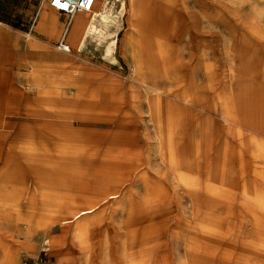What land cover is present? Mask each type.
I'll list each match as a JSON object with an SVG mask.
<instances>
[{
	"label": "rangeland",
	"instance_id": "374dc122",
	"mask_svg": "<svg viewBox=\"0 0 264 264\" xmlns=\"http://www.w3.org/2000/svg\"><path fill=\"white\" fill-rule=\"evenodd\" d=\"M30 1H24L21 10L35 8ZM39 1L44 2V9L57 17L64 16L52 9L47 0ZM100 2L95 10L100 9L103 3ZM195 2H198V11L200 5L209 3L211 14L208 18L197 19L202 33L190 35L188 30L193 27L190 24L195 19L183 16ZM124 3V10L128 13L130 3L128 0ZM143 4L148 10L145 13L153 16L134 20L130 17L129 27L126 25L123 29L124 21H127L123 19L125 11L122 14L117 3L114 15L120 29L113 30L115 38L103 39L102 46H97L92 37L88 38V49L82 52L77 51L76 45H72L73 50L68 54L56 50L55 43L64 34L63 26L52 45L53 54L67 59L64 67H54L56 72L53 69L57 78H64L53 84L62 91H54L50 97L54 106L52 117L46 118L43 102L41 106L33 99L27 102L32 107L31 112L18 114L20 104L29 101L27 95L25 100L13 97L14 113L4 110L7 100L1 101L0 118L2 124H8L0 127L6 134L0 141L1 163L6 159L20 162L24 156L21 154L26 153L24 150H29V146H44L47 138L54 137V132L37 130L42 129L40 124L44 125L47 120L51 128H73L71 131L78 141L71 145L80 149L81 156L77 164L72 162V167L80 173L82 180L94 186L105 178H120L125 182L122 195L110 204L97 207L93 214L83 216L82 219L90 223L91 230L77 239L71 233L64 235L61 229L64 226L60 224L46 230L38 228L37 218L27 211L35 207H26L30 200L20 197L19 207H0V214L3 213L6 220V228H0V243L6 252H12L8 241L19 236L18 253L25 264H99L96 258L104 247L110 252L106 264H189L188 251L194 255L192 264H264V207L243 205L246 194L255 195L254 184L261 183L256 172L264 170V163L251 162L252 155L244 150L242 137L238 136L237 130L242 129L225 121L220 108L222 98L229 97L234 103L232 105L226 99V110L232 111L237 120L247 126L256 121V114L245 115L244 112L262 110L264 113V0H154ZM1 6L8 17L0 21L9 23L10 29L31 34L37 18H24L23 12L19 11L11 17L12 1H5ZM201 13L204 14L203 11ZM77 14L88 19L92 13ZM64 18L67 19L66 16ZM204 28L210 33L205 34ZM144 31L162 45H146L142 39ZM81 34L82 31L77 34V41ZM69 36L66 37L68 42ZM27 38L32 41L29 36ZM113 40L118 42L111 45L114 53L109 55L106 47ZM86 65L89 67H84ZM9 74L13 76L14 72L6 73ZM152 77L155 81L150 86L147 81ZM73 78H77L76 84H81L79 92L72 87ZM189 95L197 96L196 101L186 102L184 98ZM238 95H245L253 105L241 108ZM61 101H64V109L75 116L71 120L57 118L61 110L56 104ZM167 120L172 125L170 129L175 130L173 143L177 153H183L189 160L195 153L198 163H201L197 171L200 172L198 177L203 178L202 182L207 179L208 164L211 168L214 165L218 167V164L222 167L215 184L217 191L220 189L225 194L210 195L209 202L200 207L201 213H198L192 195L176 184L173 172L161 159L158 135L162 129L160 123L165 124ZM22 124L36 127V130H28L36 136L35 139H16ZM56 145L54 139L53 147ZM126 161L124 165L129 164L128 169L117 176L115 166ZM245 161L251 163L246 164ZM17 164L22 170L21 187L26 191L34 182L35 174L26 170L24 163ZM44 182L46 185L51 183L49 180ZM233 183L236 190H232ZM54 187L51 191L58 196L70 191L58 185ZM204 193L200 194L206 196ZM144 199L147 207H139L138 203ZM78 208L83 207H62L65 212L77 211ZM256 214L258 218L260 216L256 220L260 232L252 235L250 228L256 221L252 223L253 227L249 226V221ZM47 216L49 214L44 210L40 211L39 217L48 219ZM210 219L219 225V231L216 228L215 232L210 230ZM14 222L19 225L15 231L9 226ZM184 230L186 235L182 233ZM190 233L191 239L187 237ZM45 238L53 243L52 255L43 251L47 247ZM185 239L190 240L189 249ZM74 243L80 245L87 256L79 252ZM89 254L93 258L89 259Z\"/></svg>",
	"mask_w": 264,
	"mask_h": 264
},
{
	"label": "crops",
	"instance_id": "0c3cea01",
	"mask_svg": "<svg viewBox=\"0 0 264 264\" xmlns=\"http://www.w3.org/2000/svg\"><path fill=\"white\" fill-rule=\"evenodd\" d=\"M5 1H9V2L12 1L11 7H12L13 15L11 17H15L16 11H19V12H23L24 18L35 17L37 19L35 20L33 28L30 30L31 34L30 33L23 34L22 31L16 28L10 29L8 27L9 23L0 21V114L2 111V103H1L2 100L8 101L7 103H4V107H3L5 108L4 110H6V112L8 113H14L15 109L13 107L14 106L13 102L11 101L13 97H17L21 100L23 99L25 100V98L28 96L27 98L29 99V101L27 100L26 102H24L25 104H22L23 103L22 102L19 106L18 109L19 111L17 113L22 115L31 112L32 107H30V105H27V102H30L33 99L34 101L35 100L39 101L41 106L43 102L44 104L43 115L46 118H50L53 116V111L51 108L53 103L52 100H50V97L52 96V92L54 91L57 92L59 90L62 91L61 88H58L56 86L54 87L53 84L54 83L56 84V82L59 83L60 81H58V79L64 78V77L57 78L53 74L54 73L53 69L56 66L59 68L64 67L65 62L67 60L66 57L62 58L53 54L52 45L56 42V39L59 37L60 32L64 26V34L62 39L65 38L66 43L69 44L73 50V47L70 43V36H69V42L66 40V37L71 33L70 31L72 29L75 17L79 14H76L73 17V20L68 27L69 19L67 16H66L67 19L64 18L65 15L57 17V15L53 14L48 9H44L43 8L44 2H40L39 0H31L30 4L32 7L35 8L24 9V10H21L22 4H24V1L28 2L29 0H0V20L5 17H8L4 15V11L1 6L2 4L5 3ZM128 1L130 3L129 6L130 8H128V13L127 11L124 12L123 19H126L127 21H124L123 29L126 27V25L127 27H129V24L127 23L132 11L131 4L133 3L131 0ZM145 1L150 3L153 2L154 0L139 1L140 3L142 2V4H140V8L138 9L139 10L138 18L153 16L152 14L145 13L148 11L144 9L145 5L143 4V2ZM197 6H198V2H195L194 5L191 6V8L189 6V8L187 9V14L183 16V17H189L190 19H195L193 22L191 21L192 24H190V26L193 27L191 28V30H188V34L190 35L198 34L199 32L202 33L201 26L200 25L197 26L198 23L197 19L199 17L208 18L207 16H210L211 14L209 12V6H211L209 5V3L206 2V4H204L203 6L200 5L199 7L200 11L196 9ZM202 11L204 12V14L201 13ZM59 14L63 15L61 13ZM204 23H206V19H204ZM205 27L207 28V25H205ZM206 28H204V33L205 34L210 33V31ZM27 36L32 38L31 42L28 41ZM142 39L146 45H154V44L162 45L159 40L156 41L153 35H150V33H148L147 31H144V35L142 36ZM60 41L55 43V48ZM84 67H89V65H86ZM10 71L14 72L13 76H11L10 74L6 75V73ZM62 71L66 72V69ZM13 93H15V96H13ZM238 97H239L237 98L238 103L241 105L242 108H244L242 104V100L245 98V95H238ZM226 99H228V101H230L232 105L234 103L232 99H230L227 96L222 98L220 102L221 115L223 113L224 114L229 113V111L226 110L228 109L226 107V102H227ZM63 102L61 101L60 103H57L56 104L57 108H59V106H62ZM255 111L251 113L250 112H244V113L245 115H252L256 113ZM5 123L2 124L0 118V127H5L8 125L7 123L6 124ZM47 124L48 123L46 120V123L44 125L40 124L42 129L37 128V130L53 132L54 128L49 127V125ZM236 126L242 129L241 131L240 130L237 131L239 132L238 134L239 138L242 137L241 142L243 141V143L241 144L244 150L246 149L245 147L248 146L251 148L253 152V150L257 149L259 145L262 144V137L258 134L257 135L254 134L253 129L250 126H247L246 124H240V125L236 124ZM29 129L36 130V127L35 126L32 127L29 124H22L20 126L19 132L15 136L17 137L16 139H20L24 137L35 139L36 136L34 134H31V132L28 131ZM244 129L250 132L245 133L243 131ZM27 131L29 132L28 134ZM5 137L6 134L3 133V130L0 129V141L3 140V138ZM47 140L48 141H46L44 144L45 147L41 146L37 148L36 146H34L35 147L34 148L32 146H29L30 147L29 150H24L26 151V153L24 154L20 153L21 155H24L21 156L22 160L20 162H14L8 159L4 160V162L2 163L0 162V207H19L20 206L19 200H21L20 197L22 199L23 198L26 199L27 201L30 200L29 204L26 207H35V208H28L27 211L30 212L31 214H34L35 217L37 218L38 220V222L36 223L37 227L43 229L45 228V230L47 228L50 229L52 227L59 226L52 224L46 225L47 222L49 221H47V219L45 218L43 219V217H39L40 211L45 210L46 208L45 207L46 204L43 201V197L40 192V189L44 186L42 181L49 180L50 182L52 179L51 168L47 170V165H51V163L53 162L51 158L52 157L51 152L54 146L53 135L49 137V139L47 138ZM255 154L256 153H253V155L251 156L252 158H254L252 159L254 160L253 163H257V162L261 163V160L257 158ZM17 163H24L26 170L35 174L34 182H32L30 188L28 187L26 191H24L23 186L21 187L23 176L20 174L22 170H20ZM1 214H0V228H6V220L4 219L3 213ZM9 226L12 227L13 231H15V229L19 227V225H15V222ZM61 229L63 234L66 235L67 234L66 229L64 228ZM44 243L46 244L47 247L44 248L43 251L49 252L50 255H52V253L54 254V250L52 246L53 243L51 239L45 238ZM8 244L12 247V252L11 250L9 252H6L4 250L3 243H0V264H25L22 263L21 256L18 253L20 248L19 236H13L12 241L9 240ZM75 245L77 246L79 252L87 256V254L83 252L77 244ZM26 252L28 254L30 253L29 250Z\"/></svg>",
	"mask_w": 264,
	"mask_h": 264
},
{
	"label": "bare ground",
	"instance_id": "6f19581e",
	"mask_svg": "<svg viewBox=\"0 0 264 264\" xmlns=\"http://www.w3.org/2000/svg\"><path fill=\"white\" fill-rule=\"evenodd\" d=\"M131 1L133 3L132 4L133 7H132V12H131L130 17L132 20H134L139 15L138 9L140 8V6H139L140 3H139V0H131ZM117 3H119V5L121 7L119 11L121 13H122V11H125L124 10V8H125L124 0H104L103 3L100 5V9L93 11L94 13H92V15L88 19L83 15H78L75 18L72 29L70 31L71 32L70 33V43L73 46L76 45L78 52H82V51L88 49V46L90 44L88 42V38L92 37V40L97 44V46H102L104 44L103 43L104 41H102V40L105 38H115V36L112 33L113 30L120 29V27L118 25L119 21L115 20V18H117V16L114 15L115 7H116ZM81 31H82L81 38H79L77 41V38H78L77 34L80 33ZM117 42H118L117 40H113V42L108 44L109 46L106 47V52L109 53V55L110 54L113 55V53H114V47H112L111 45H115V44H117ZM153 81H155V79L153 77L151 79L148 78V81H147L148 85L151 86V84H153ZM76 83H78L77 78H73L71 81L72 87L73 88L76 87L77 88L76 91L79 92L81 89L80 88L81 84H76ZM152 90H153V88H152ZM155 91L159 92L160 90L155 89ZM195 94L197 95V92ZM196 99H197V96L195 97L194 95H193V97H191L189 95V97L184 98V100L188 103L193 102V101L195 102ZM158 103H159V101H158ZM167 104L169 105V103H167ZM242 104L244 107H250V105H252L251 101H249L246 97L242 100ZM64 105L65 104L63 103L62 106H59V110H61V111L58 112L59 115L57 114L58 116L57 115L56 116H57V118H60V119L66 118L67 120H71L75 116H73V114L67 112L64 109L65 108ZM184 106H186V105H184ZM51 108L54 109V106H52ZM174 108H175V105H174ZM258 108H261V107L258 106ZM152 109H154V108H152ZM172 110L174 111V109H172ZM261 111L262 110H259V112L255 111L256 112L255 113L256 114V117H255L256 121L250 127L253 129L254 134H256V135L258 134L262 137V144H260L257 149L253 150V152H252L251 148L248 146L245 147L246 148L245 151L249 152L250 155H253V153H256L255 156L257 158H259L261 160V163L263 164L264 163V113ZM54 112H56V111H54ZM255 114H254V116H255ZM221 117L225 121H227L228 123H232L234 125H236V124L240 125L241 124V121L237 120V117L234 116V113L232 111L227 113V114L223 113L221 115ZM174 120H175V118H174ZM127 122H129V121H127ZM160 124H161L160 127H162V129H160L158 127L160 129L158 136H159L161 159H162L163 163L167 166V168L169 170H171V172H173V175L175 176L174 181L177 182L176 184H179V186L184 187L190 193V195H192V198H193L194 203H195V207L199 211L198 213H201L202 208H200V207L202 206V204L204 202H207V203L209 202V196L210 195L212 197H214V196H220V195L225 194L224 191H220V189H219V191H217L218 187L216 185L218 182L216 179H218L221 176L219 174L222 171V167H220V165L218 164V167L217 166L215 167V165H214L211 168L210 167L211 165L206 163V164H208V171L206 173L207 179L205 182H202L203 178L200 179L198 177V174H200V172L197 171L199 169L201 163L200 162L198 163V160H197V157L195 156V153L193 154V157L190 160L186 159L183 156V153H177V150H176L175 145L173 143V135L175 133V130H174V128H172L173 130L170 129V127H172L170 121L167 120L165 124L164 123H160ZM184 129H185V127H184ZM71 130H68L67 128H64V127L53 129V132L55 134L54 139L57 142V145L55 147H53V150L51 152L52 153L51 158H52L53 162L51 163V165H47V170L49 168H51L52 179H51V183H47V185L45 184L44 181H42L44 186L40 189V192L42 194L43 201L46 204V206H45L46 208L44 211L47 214H49V216H47L48 217L47 221H49V222H47L46 225L60 224V226H64V229H66L67 234L71 233L73 235V237L75 239H77L82 234H84V233L87 234L91 230L90 223L84 221V219H82L83 216H86V215L88 216L89 214H93L96 211L97 207H101L102 205H105V204H110L112 201L118 199L122 195V192L125 189L124 188L125 182H124V180H121L120 178H116L115 176L119 173L121 174L122 171L128 169L129 164H127V166L124 165L127 163V161L125 163L121 162L120 164H117V166H115V168H114V173L116 174L114 176L115 178H113V176H112L111 180L109 178H105L104 180L99 181L100 183L98 185H94V186L88 185L87 183H85L82 180V177L80 175H78L80 173L73 170V167H72V166H74V165H72V162L76 163V164H77V162H79L78 160H79V157L81 156V152H80V149H77L73 145H71V144H73L72 142L78 141V138H75V136L73 135V132ZM80 132H82V131L80 130ZM123 133H126V132L123 131ZM74 134H75V132H74ZM61 139H62V141H61ZM192 140H193V138H192ZM118 142H120V141H118ZM242 143H243V141H242ZM133 145H135V144H133ZM116 148H118V147H116ZM184 154H185V152H184ZM252 159H254V158H252ZM253 161L254 160H252L251 162H253ZM207 162H209V160H207ZM251 162L245 161L246 164L251 163ZM132 163H135V161ZM261 163H259V165ZM91 164H92V162H91ZM77 167H79V166H77ZM44 173H46V172H44ZM74 173H76L77 175L76 176L73 175ZM98 175H103V174L99 173ZM256 175H258V179L261 181V183L258 184V182H256L254 184V190L256 191L255 192L256 196L252 193L251 194L248 193V195L246 194L244 196L243 205H245V207H247V206L248 207H264V170L257 171ZM41 176H42V174H41ZM93 177H94V175H93ZM113 179H115V180H113ZM37 180H39V179H37ZM92 181H94V180L92 179ZM221 182L224 183L223 178H221ZM53 184L58 185L59 188H65V189L68 188L70 191H65L63 196L55 195L51 191L52 188H55ZM233 187H235V189ZM232 190H236V185L234 183L232 184ZM203 192H205L204 195H206V196H202L200 194ZM179 195H181V194L179 193ZM249 195H251V196H249ZM230 196H232V194ZM249 197H253V198L255 197V199L249 198ZM33 198H35V197H33ZM36 200H38V199H36ZM146 202H147L146 199H144L142 203L139 202L140 203V204L138 203L139 207H147ZM255 203L257 204V206L255 205ZM62 207H69V208L70 207H84V208H78L77 211L73 210L70 212L69 211L65 212V211H63ZM259 218H260V216H259ZM259 218L257 217V214H256L254 219H252V221H249L250 222L249 226L252 225L254 220L256 221ZM209 223H210V230H212V232H215V228L218 229L217 231H219V225H215V223L212 222V220L210 222H208V224ZM66 225H68V226H66ZM70 225H73V226H70ZM253 226H251L253 228H250L252 235L257 233L258 231L260 232L259 224L257 223V221L255 222V224ZM185 231L186 230H184L182 233H184L186 235ZM188 236L190 239L192 238L191 233H190V235H187V237ZM84 239H86V238H84ZM144 241H146V240H144ZM146 243H145V245H146ZM185 245H186V248L189 249L190 240L185 239ZM106 249L107 248L104 247L103 251L100 250L101 252L99 253V256L96 258V260H98L99 264H106V261L108 259L109 253H110ZM188 256H189V258H188L189 264H192V259L194 258L193 257L194 255L188 251ZM88 257H89V259H91V258H93V255L89 254Z\"/></svg>",
	"mask_w": 264,
	"mask_h": 264
},
{
	"label": "built area",
	"instance_id": "2783aa9c",
	"mask_svg": "<svg viewBox=\"0 0 264 264\" xmlns=\"http://www.w3.org/2000/svg\"><path fill=\"white\" fill-rule=\"evenodd\" d=\"M104 0H48L51 8L68 17V27L73 17L79 12L93 13L98 3ZM56 50L63 53H70L72 48L63 38L57 45Z\"/></svg>",
	"mask_w": 264,
	"mask_h": 264
}]
</instances>
